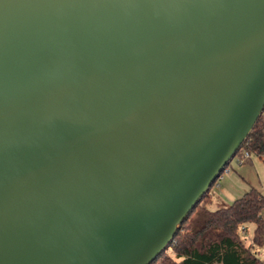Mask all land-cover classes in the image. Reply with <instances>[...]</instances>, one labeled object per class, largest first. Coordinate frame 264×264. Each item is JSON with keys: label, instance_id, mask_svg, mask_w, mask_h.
Wrapping results in <instances>:
<instances>
[{"label": "water", "instance_id": "95a60500", "mask_svg": "<svg viewBox=\"0 0 264 264\" xmlns=\"http://www.w3.org/2000/svg\"><path fill=\"white\" fill-rule=\"evenodd\" d=\"M264 107V0H0V264H150Z\"/></svg>", "mask_w": 264, "mask_h": 264}, {"label": "trees", "instance_id": "16d2710c", "mask_svg": "<svg viewBox=\"0 0 264 264\" xmlns=\"http://www.w3.org/2000/svg\"><path fill=\"white\" fill-rule=\"evenodd\" d=\"M249 155H264V131L257 120L240 147ZM209 191V190H208ZM208 192L177 229L171 243L150 264H264L245 247L239 229L253 225L251 243L264 245V196L250 188L231 204L206 208ZM170 250V253L168 251Z\"/></svg>", "mask_w": 264, "mask_h": 264}, {"label": "rangeland", "instance_id": "374dc122", "mask_svg": "<svg viewBox=\"0 0 264 264\" xmlns=\"http://www.w3.org/2000/svg\"><path fill=\"white\" fill-rule=\"evenodd\" d=\"M243 154L244 151L239 148L220 176L214 181L208 191L207 209L214 211L219 207L228 206L250 188L257 189L264 196V155L258 157L250 154L248 157H243ZM261 216L264 220V210L261 212ZM252 232L253 225L251 224L240 227V239L245 247H251L254 254L264 261V245L262 247L252 246Z\"/></svg>", "mask_w": 264, "mask_h": 264}, {"label": "built area", "instance_id": "2783aa9c", "mask_svg": "<svg viewBox=\"0 0 264 264\" xmlns=\"http://www.w3.org/2000/svg\"><path fill=\"white\" fill-rule=\"evenodd\" d=\"M258 120H260V124L263 128V131H264V107L260 113ZM248 156H249V154L247 152H244L243 157H248Z\"/></svg>", "mask_w": 264, "mask_h": 264}]
</instances>
